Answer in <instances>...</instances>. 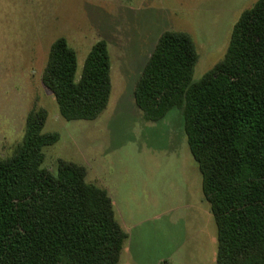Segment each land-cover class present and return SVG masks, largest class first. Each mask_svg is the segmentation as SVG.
<instances>
[{
	"label": "trees",
	"instance_id": "obj_1",
	"mask_svg": "<svg viewBox=\"0 0 264 264\" xmlns=\"http://www.w3.org/2000/svg\"><path fill=\"white\" fill-rule=\"evenodd\" d=\"M190 33L166 30L134 88L147 121L182 110L189 150L217 226V264H264V0L240 14L224 57L195 79ZM66 37L52 43L42 75L66 120H93L111 92L108 42L91 47L78 76ZM45 108H33L22 141L0 157V264H119L128 233L105 188L84 165L60 158L44 167Z\"/></svg>",
	"mask_w": 264,
	"mask_h": 264
},
{
	"label": "rangeland",
	"instance_id": "obj_2",
	"mask_svg": "<svg viewBox=\"0 0 264 264\" xmlns=\"http://www.w3.org/2000/svg\"><path fill=\"white\" fill-rule=\"evenodd\" d=\"M257 0H0V157L22 141L33 108L48 112L44 167L82 164L105 188L128 233L119 264H217V226L187 143L182 110L147 121L135 85L159 37L186 31L199 53L194 78L225 55L240 14ZM66 37L80 75L93 44L105 39L112 92L93 120H66L42 75L52 43Z\"/></svg>",
	"mask_w": 264,
	"mask_h": 264
}]
</instances>
